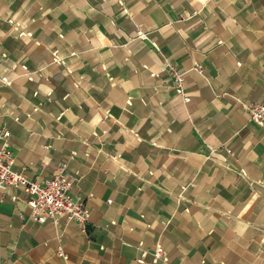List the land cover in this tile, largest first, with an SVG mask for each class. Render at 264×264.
<instances>
[{"label": "crops", "instance_id": "1", "mask_svg": "<svg viewBox=\"0 0 264 264\" xmlns=\"http://www.w3.org/2000/svg\"><path fill=\"white\" fill-rule=\"evenodd\" d=\"M20 1L0 0V124L14 167L62 170L88 221H33L3 185L0 264L264 261V126L243 106L264 100V0Z\"/></svg>", "mask_w": 264, "mask_h": 264}, {"label": "built area", "instance_id": "2", "mask_svg": "<svg viewBox=\"0 0 264 264\" xmlns=\"http://www.w3.org/2000/svg\"><path fill=\"white\" fill-rule=\"evenodd\" d=\"M138 35L142 37L145 34L138 30ZM22 68L27 71V77L31 80L33 76L28 72L27 67L22 65ZM199 72H202V69H199ZM170 75L176 91L183 95L185 101L189 100L184 94L182 73L176 68H172ZM11 82L10 78L0 73V88L10 86ZM243 106L246 108L251 122L258 126H264V100L245 103ZM9 137L10 131L0 124V187L3 185L19 186L28 194L27 203L33 221L48 220L52 224L73 221L84 227L88 221V213L83 198L71 193V178L65 175L62 170L53 173L49 178H41L36 174L30 176L22 170L16 169ZM64 165L65 162L61 163V169ZM55 249L60 257L67 258L62 244H57ZM158 250H160L159 246Z\"/></svg>", "mask_w": 264, "mask_h": 264}, {"label": "rangeland", "instance_id": "3", "mask_svg": "<svg viewBox=\"0 0 264 264\" xmlns=\"http://www.w3.org/2000/svg\"><path fill=\"white\" fill-rule=\"evenodd\" d=\"M22 1V0H21ZM20 1V2H21ZM17 8V7H16ZM142 33H144L145 34V32H143V31H141ZM147 36H148V34H145L144 36H142V38L141 39H143L151 48H155V46H156V44H154V42H153V40H151V39H148L147 38ZM122 42V41H121ZM124 42V41H123ZM127 45V44H126ZM125 46V45H124ZM164 64H165V68H166V70L170 73V71H172V68L173 69H175V67L173 66V64L169 61V60H165L164 61ZM115 99V101L116 102H114L113 101V104L114 105H116V106H119V104H118V102H117V100H119L118 98H114ZM183 100L185 101V98H183ZM188 101V100H187ZM108 112V114H110V115H113L114 117V119L115 120H119V118H117V116H115L113 113L111 114L109 111H107ZM217 151V150H216ZM228 149H220V150H218L217 152H221L222 154H221V157H225V159H222L223 161H226V156H227V154H228ZM226 154V155H225ZM223 155H225V156H223ZM227 168H230L231 169V166L229 165V164H227ZM227 178V177H226ZM187 185L186 184H182V189H185V187H186ZM230 186V185H229ZM230 187H228V190H231V188L229 189ZM227 196L229 195L228 194V192L227 193H225ZM180 198H181V200L180 201H185L184 199H182L183 198V196H186V194H184V193H180ZM227 199H229L230 201H231V198H227ZM207 200V199H206ZM216 201V200H215ZM218 201V200H217ZM220 201H223V203H226V207H231L232 205L231 204H229L228 203V200H225V199H220ZM189 202L188 201H185V204L183 205V207L185 208V210H184V212L186 213V214H188V213H192V211H191V209H190V207H189V204H188ZM207 204H209V206H216L217 204H216V202H214V200H207V202H206ZM205 203V204H206ZM188 204V205H187ZM226 216H228V215H224V217L225 218H227ZM183 218H185V216H183V215H181V217H180V220H182ZM262 244L264 245V238H263V240H262ZM162 251H163V255H165L164 254V252H165V250L162 248ZM245 257H244V255H243V263H245V264H264V261L263 260H261L260 258H257L256 260H251V261H249V260H246V259H244ZM248 259V258H247Z\"/></svg>", "mask_w": 264, "mask_h": 264}]
</instances>
